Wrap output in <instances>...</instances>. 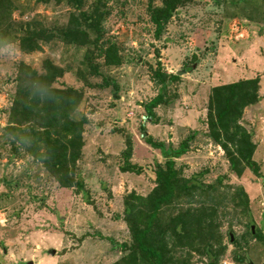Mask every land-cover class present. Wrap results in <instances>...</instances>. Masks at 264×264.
Masks as SVG:
<instances>
[{
  "label": "rangeland",
  "instance_id": "rangeland-1",
  "mask_svg": "<svg viewBox=\"0 0 264 264\" xmlns=\"http://www.w3.org/2000/svg\"><path fill=\"white\" fill-rule=\"evenodd\" d=\"M13 1L0 38V264L120 260L121 245L131 240L124 221L126 197L133 191L149 194L156 185L154 172L165 163L161 151L142 137L144 127L167 151L190 140L189 150L175 159L180 174L199 175V181L218 187L204 202L216 200L219 234L226 246L219 264H264V0H180L161 30L151 13L164 0H86V8L97 5L102 12L100 48L69 45L57 37L73 11L65 0ZM35 20L56 36L25 52L16 29ZM111 43L117 44L120 65H105L101 57V48ZM47 60L65 71L54 87L84 91L75 113L87 119L84 146L74 168L84 191L61 186L6 131L20 72L27 66L43 71ZM173 74L178 78L162 83L165 75ZM250 79L259 80L260 100L245 108L243 123L254 134L260 172L246 169L238 177L229 171L224 149L207 135L208 105L215 87ZM159 94L163 102L154 110L156 117L149 118L146 104ZM127 135L133 162L150 166L149 171L121 170ZM240 187L248 194V210L237 205ZM189 207L177 205L175 213ZM253 226L261 237L251 236ZM230 233L236 243H231ZM53 249L54 255L49 253ZM171 249L177 261L173 264L208 262L198 249L173 244Z\"/></svg>",
  "mask_w": 264,
  "mask_h": 264
},
{
  "label": "trees",
  "instance_id": "trees-1",
  "mask_svg": "<svg viewBox=\"0 0 264 264\" xmlns=\"http://www.w3.org/2000/svg\"><path fill=\"white\" fill-rule=\"evenodd\" d=\"M28 1L39 4L61 0ZM65 1L72 6L73 11L68 25L57 37L69 45L100 48L102 12L97 5L86 8V0ZM179 1L164 0L162 5L153 6L151 15L159 30L172 18ZM14 8L13 0H0V38L5 36L4 22L10 19ZM33 22L27 28L16 29L21 33L18 36L20 48L25 52L40 49L42 41H50L56 36L43 23L38 20ZM101 57L105 65L117 66L122 63L116 43L101 48ZM92 69L98 71L94 65ZM64 74V69L52 60L46 61L43 71L30 66L23 69L17 80L18 95L10 109L11 125L6 131L15 135L20 147L42 161L61 186H77L80 191H84L83 181L78 182L74 174L84 146L83 132L87 119L75 117L84 99V91L73 87H54V83ZM165 78L177 79L178 75H165L162 83H165ZM258 90L257 79L218 86L213 89L208 105L207 135L224 149L229 160V171L238 177L246 169L256 174L260 172V166L254 159L257 149L254 134L243 123L245 108L260 100ZM162 102L163 94H159L146 104L149 118L156 117L154 110ZM142 137L148 145L161 151L165 163L154 172L156 185L149 194L141 195L133 191L127 195L124 221L128 225L131 240L121 245L123 256L113 264L177 263L172 244L198 249L206 254V264H219L226 246H223L219 234L216 200L209 205L207 201L204 202L207 196L218 192V187L199 181V175L187 178L180 174L176 166L175 159L189 150L190 140H183L179 149L171 152L167 151L163 143L157 142L145 127ZM132 158L133 145L131 137L127 135L121 170L142 174L151 169L150 166L133 162ZM237 190L240 194L237 205L248 210V194L241 187ZM196 202L201 205L193 206ZM183 203L190 204V207L181 208L175 213V207ZM254 233L252 227L251 236L261 237L260 232ZM214 241H217V247ZM231 243H236V239Z\"/></svg>",
  "mask_w": 264,
  "mask_h": 264
},
{
  "label": "water",
  "instance_id": "water-1",
  "mask_svg": "<svg viewBox=\"0 0 264 264\" xmlns=\"http://www.w3.org/2000/svg\"><path fill=\"white\" fill-rule=\"evenodd\" d=\"M177 74L178 75H181L182 73L181 72H178ZM253 230H254V226H253ZM230 236H231V242H233L234 241V234L233 233H230ZM49 253L52 254V255H54L56 253V250H54V249L53 250H50ZM249 264H253V263L251 262Z\"/></svg>",
  "mask_w": 264,
  "mask_h": 264
}]
</instances>
